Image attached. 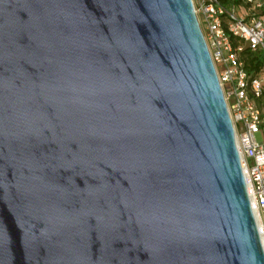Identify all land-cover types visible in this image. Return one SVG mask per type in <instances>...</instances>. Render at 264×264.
<instances>
[{
	"label": "water",
	"instance_id": "obj_1",
	"mask_svg": "<svg viewBox=\"0 0 264 264\" xmlns=\"http://www.w3.org/2000/svg\"><path fill=\"white\" fill-rule=\"evenodd\" d=\"M0 264H264L191 0H0Z\"/></svg>",
	"mask_w": 264,
	"mask_h": 264
},
{
	"label": "built area",
	"instance_id": "obj_2",
	"mask_svg": "<svg viewBox=\"0 0 264 264\" xmlns=\"http://www.w3.org/2000/svg\"><path fill=\"white\" fill-rule=\"evenodd\" d=\"M211 56L264 249V0H191Z\"/></svg>",
	"mask_w": 264,
	"mask_h": 264
},
{
	"label": "crops",
	"instance_id": "obj_3",
	"mask_svg": "<svg viewBox=\"0 0 264 264\" xmlns=\"http://www.w3.org/2000/svg\"><path fill=\"white\" fill-rule=\"evenodd\" d=\"M226 2H229V0H226Z\"/></svg>",
	"mask_w": 264,
	"mask_h": 264
}]
</instances>
